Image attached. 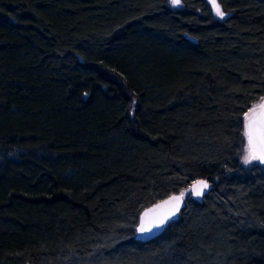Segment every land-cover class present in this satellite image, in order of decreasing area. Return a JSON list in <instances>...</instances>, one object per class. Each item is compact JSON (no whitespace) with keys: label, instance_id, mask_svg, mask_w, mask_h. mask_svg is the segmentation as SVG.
Here are the masks:
<instances>
[{"label":"trees","instance_id":"obj_1","mask_svg":"<svg viewBox=\"0 0 264 264\" xmlns=\"http://www.w3.org/2000/svg\"><path fill=\"white\" fill-rule=\"evenodd\" d=\"M217 2L0 0V264H264V0Z\"/></svg>","mask_w":264,"mask_h":264},{"label":"water","instance_id":"obj_2","mask_svg":"<svg viewBox=\"0 0 264 264\" xmlns=\"http://www.w3.org/2000/svg\"><path fill=\"white\" fill-rule=\"evenodd\" d=\"M247 123L248 121L246 122V124ZM245 133H246V127H245ZM245 137L246 139H248L246 134ZM257 150H258L257 151L258 154H264V143H258ZM258 161L261 162L260 160ZM198 180H204V179H198ZM193 184L194 182L190 185L189 192L195 199H199L201 195L205 193L208 187L202 189L201 195H196L195 192L192 190ZM179 195L180 193L169 194L164 198L157 200L148 206L143 207L138 214L137 224L135 226V234H134L135 237L141 241L151 239L154 236H156L158 233H160L169 221L174 220L177 217L179 210L183 206V197L180 200H173L170 198L178 197ZM165 201H167V203H165ZM171 213H174V215H172ZM165 217H167V219L164 220V223L161 224L160 221ZM141 225H143L146 228H152V231L150 233L149 232L141 233L139 231ZM156 225H159V227H156Z\"/></svg>","mask_w":264,"mask_h":264},{"label":"snow or ice","instance_id":"obj_3","mask_svg":"<svg viewBox=\"0 0 264 264\" xmlns=\"http://www.w3.org/2000/svg\"><path fill=\"white\" fill-rule=\"evenodd\" d=\"M171 3L173 5H179L181 3V0H171ZM209 3L213 5L218 16L223 17L226 14L224 11L221 10V5L217 2V0H209ZM261 100L264 101V97H261ZM249 113H251V115ZM245 119L248 121V123L246 124L245 134L248 137L249 152L248 155L244 157V162L250 163L252 160H260L261 162H264V154H258L256 150L258 143H264V103L253 105L249 109V112L245 113ZM207 187L208 185L206 181L197 180L194 181L192 190L195 192L196 195H201L202 189ZM187 191L188 190L186 189L184 192H181L178 197H171L170 199L180 200ZM165 203H167V201H165ZM171 214L174 215V213ZM166 219L167 217L162 219L160 223H164V220ZM156 227H159V225H156ZM139 231L141 233H150L152 231V228H146L141 225Z\"/></svg>","mask_w":264,"mask_h":264},{"label":"rangeland","instance_id":"obj_4","mask_svg":"<svg viewBox=\"0 0 264 264\" xmlns=\"http://www.w3.org/2000/svg\"><path fill=\"white\" fill-rule=\"evenodd\" d=\"M211 6H212V11L214 12V15L216 14V11H215V9H214V7H213V5L211 4ZM217 15V14H216ZM215 15V16H216ZM260 103H263L262 101H259V102H255L254 104H252L251 105V107L253 106V105H258V104H260ZM250 107V108H251ZM249 108V109H250ZM249 109H248V111L247 112H249ZM250 115H251V113H249ZM246 122H247V120H246ZM256 150H257V148H256ZM258 151V150H257ZM248 152H249V142H248V139H246V142H245V144H244V147H243V151H242V154H241V159H242V161L244 162V157L246 156V155H248ZM252 161H258V160H252Z\"/></svg>","mask_w":264,"mask_h":264}]
</instances>
